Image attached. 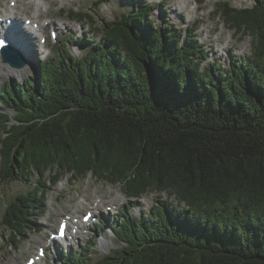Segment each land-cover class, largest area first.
<instances>
[{
	"label": "trees",
	"instance_id": "16d2710c",
	"mask_svg": "<svg viewBox=\"0 0 264 264\" xmlns=\"http://www.w3.org/2000/svg\"><path fill=\"white\" fill-rule=\"evenodd\" d=\"M149 7L105 21L82 57L59 47L40 80L0 91L2 176L91 172L136 197L175 194L179 205L119 215L122 246L95 264H264V0L221 2L225 23L253 36L251 54L229 68H202L195 42L157 26ZM33 193L6 205L10 247L37 225L46 192ZM82 255L69 262L84 264Z\"/></svg>",
	"mask_w": 264,
	"mask_h": 264
},
{
	"label": "rangeland",
	"instance_id": "374dc122",
	"mask_svg": "<svg viewBox=\"0 0 264 264\" xmlns=\"http://www.w3.org/2000/svg\"><path fill=\"white\" fill-rule=\"evenodd\" d=\"M192 1L187 14L198 7L193 19H190V17L182 18L183 16L175 14L173 11L176 10V4L173 0H145L143 5H152L153 9L150 10L151 19L157 26L163 27L164 29L169 28V30L173 28L179 30L182 35L194 38V47L199 50L198 58L205 59L201 64L204 69L210 67L214 62H216L217 66L229 68L233 62H237L251 54L253 49V36L246 33L243 29L238 30L225 23L218 10H220L219 6L223 1H230L236 8H246L254 6L255 0ZM7 2L8 0H0V5H7ZM24 2L30 1L21 0L20 7L24 9L18 15L20 19L32 17L34 13L33 8L29 9L30 5L27 4V6ZM134 4V0H69L67 3H61L58 0L54 1L49 9L44 6L47 12L43 13V19L51 17V19L49 18L45 21L51 22V20H54L56 25L59 24L60 26V31L56 27L60 34V42L59 40L53 41L51 39L48 41L53 47L52 55L60 47L75 57H82L88 52L91 46L99 43L103 39L104 22L123 17L126 11L134 10ZM215 11L217 12L215 13ZM77 12H87L94 17V21L89 17H83L82 19L75 18L74 13ZM67 23L73 24L75 28L71 31L66 26ZM53 28V23L47 26L45 29L47 36L50 35ZM208 28L211 30L210 33ZM206 33L210 35L209 38L211 40H206L207 37L205 39ZM85 35L91 41L87 45L79 41V38L82 39ZM61 39L65 41L62 42ZM228 41L229 43H227ZM225 46L226 50H223ZM222 50L224 53H222ZM43 59L44 56L41 54V60ZM39 65V62H37L34 70L28 69L27 71L18 69L19 71L10 72L11 69L9 68L6 74H2L4 76L0 75V91L4 90L8 84L16 86L25 83L30 77L36 79L38 77ZM3 67L4 65L0 66V73H5L2 70ZM4 107L0 102V109ZM10 112L14 114L13 110H10ZM1 167L2 160L0 159V264L24 263L30 254L36 253V249L40 244L47 243L49 230L56 229L58 221L63 214L79 210V215H81L86 209H90L93 206L92 204L98 196H101L103 199L101 207L104 210L107 209V206H113V202L118 203L117 205L120 206H124L127 202L130 205H128L130 207L128 210L130 216L149 214L153 208L163 201L171 203L172 206L179 205L175 194H171L169 191L160 192L155 189H150L146 193L141 194L142 196L140 197H132L126 193L123 182L111 183L91 172L86 175V178H75L72 172L64 171L58 180L53 182V176L57 174V170L53 169L47 171L42 179H39L37 175H33L29 180L26 177H21L20 179L6 183L1 173ZM36 187H39L41 193H47L44 202L37 201V203H34V210L37 211L36 215H34V221L39 228L34 229L32 224L30 225L29 222L26 223L31 226L27 230L29 231L26 234L27 236L16 246L10 247L7 241L10 232L5 228V223H3V214L6 205L9 204V201L16 200L25 193H29V200H34L33 190ZM79 201H82L80 203L81 205L78 203ZM180 206L183 207L184 204H180ZM122 212H125L124 207L122 208ZM124 214L127 215L126 213ZM120 217L124 216L121 215ZM120 217H118V220H120ZM110 219L112 222L115 221L116 215L113 213ZM99 226H101L100 232L104 236L107 235L104 244L97 240L96 229L94 227L92 236L93 238L95 237V241L91 235L84 233L80 235V238H78L71 250L74 254L83 253L84 264H95L113 250L122 246L117 240L115 232L110 227ZM68 252L70 251L65 250L64 253L62 251L59 253L61 257L71 259ZM51 255L52 253L50 252V257L40 263L54 264ZM60 259L56 263L64 264Z\"/></svg>",
	"mask_w": 264,
	"mask_h": 264
},
{
	"label": "bare ground",
	"instance_id": "6f19581e",
	"mask_svg": "<svg viewBox=\"0 0 264 264\" xmlns=\"http://www.w3.org/2000/svg\"><path fill=\"white\" fill-rule=\"evenodd\" d=\"M12 1L13 0H10V2H12ZM16 1H17V5L16 6L6 5V6H2L0 8V18L3 17V20L5 21V23L7 22L8 18L17 19V16L23 10V7H20L21 0H16ZM54 1H58V0H51L50 2H49V0H38L37 2H34V4H30V2H24L25 5H27V4L30 5L29 9H31V6L34 5V16H33L34 20H33V22H39L40 23L41 31L44 30V28L46 27V24L44 23V21H42V18H41L43 13L47 12V10L44 8V6L49 9L50 5ZM67 1H69V0H59V2H61V3H67ZM173 1H175V4H176V10L173 11L175 14L183 16L182 18L190 17V19H193L195 17V13H196L198 7L193 9L192 11H190V13H188L190 15L187 14V12H189V6L193 2L192 0H177V1L173 0ZM165 15H167V14H165ZM23 23L24 22L22 21V22H20L19 25L21 26V24H23ZM66 26L69 27V29H71V31L75 28L74 25L71 24V23H67ZM10 30H11V27H10ZM12 32L15 33L17 31L15 30V28L14 29L12 28ZM210 32H211V30L209 29V33ZM25 33H26V35L22 34V33L20 34L24 38L23 45H22L23 48H24L23 50L27 51V53L24 52V55H30L32 59L29 62L30 64L28 66L26 65L23 68H19V70H26L27 71L28 69H32V67H30V66H34L35 65V63H36L35 60L39 58V55H40V53H42V50H41L40 46L37 43L36 35H32L29 30H27V32H25ZM12 35L15 37V34H12ZM208 37H210V35H207V38ZM14 42L17 43V42H19V40L15 39V41H13V46H18ZM1 65H4L2 70L5 72V73H0L1 76H4L2 74H6V72L8 71L9 68L11 69L10 72L11 71H19L18 68L13 67V66L9 65L8 63H5L4 61H2L0 59V66ZM101 201L102 200H100V202ZM77 206H78V204H77ZM77 216L78 215L72 216L71 221L73 223H75L74 217H77ZM70 227L72 228L71 225H70ZM82 230H81V232H82ZM77 236H78V234H74L75 238Z\"/></svg>",
	"mask_w": 264,
	"mask_h": 264
},
{
	"label": "water",
	"instance_id": "95a60500",
	"mask_svg": "<svg viewBox=\"0 0 264 264\" xmlns=\"http://www.w3.org/2000/svg\"><path fill=\"white\" fill-rule=\"evenodd\" d=\"M4 57L6 61H10L13 65L18 66V67H23L24 63H19L17 61H15L11 56L13 55L11 52V48L10 47H6L4 49Z\"/></svg>",
	"mask_w": 264,
	"mask_h": 264
}]
</instances>
